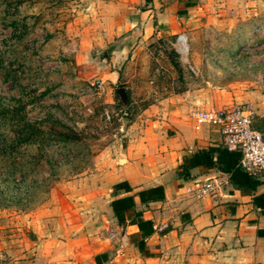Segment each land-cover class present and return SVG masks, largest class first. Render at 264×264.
Wrapping results in <instances>:
<instances>
[{
    "label": "rangeland",
    "instance_id": "374dc122",
    "mask_svg": "<svg viewBox=\"0 0 264 264\" xmlns=\"http://www.w3.org/2000/svg\"><path fill=\"white\" fill-rule=\"evenodd\" d=\"M82 10L81 0H0V264H92L98 253L107 254L105 264H231L174 247L141 254L109 214L107 175L127 148L124 121L135 123L170 93L203 100L192 114L256 109L247 97L264 93V27L200 31L194 49L186 37V53L178 36H167L116 68V79L85 78L74 58L82 42L74 28L89 24ZM103 51L110 55V46L88 52L98 69L108 60ZM96 81L104 94L89 91ZM36 123L38 134L21 130Z\"/></svg>",
    "mask_w": 264,
    "mask_h": 264
},
{
    "label": "crops",
    "instance_id": "0c3cea01",
    "mask_svg": "<svg viewBox=\"0 0 264 264\" xmlns=\"http://www.w3.org/2000/svg\"><path fill=\"white\" fill-rule=\"evenodd\" d=\"M81 1L83 18L79 19L89 24L74 28L82 39L74 58L79 66L78 74L83 70L85 73L81 76L85 78L99 74L116 79V68L125 67L137 54L167 36L190 37L194 49V40L198 38L194 35L200 31L209 29L221 33L228 28L237 29L244 22L264 27V0ZM107 45L110 55L103 51L108 60L98 69L93 64V52L91 56L88 52ZM84 56L85 67L81 62ZM247 100L256 107V124L264 132V93L256 91ZM204 104L203 100L189 94L170 93L157 99L155 104H148L135 123L127 122L125 129L123 127L127 148L107 175L112 193L109 214L114 217L111 201L133 197L134 211L141 213L143 221L152 223V233L145 237L136 224L122 228L115 219L116 224L127 230V238L132 239L137 249L138 243L143 241V252L150 258L174 247L183 252H204L205 259L218 257L231 264H264V216L254 206L252 196L234 189L229 175L216 169L199 166L189 170L185 177L180 173L184 157L222 146L221 136L215 129H194L192 110ZM257 179L261 184L255 195H260L264 193V172ZM122 182L129 186L130 192L113 191V186ZM206 182L220 183L213 196L197 199L185 193L186 189ZM157 186L163 188L164 200L142 204L137 193ZM21 246H16V252L24 251ZM100 254L106 253L96 255ZM94 257L92 264H96ZM107 261L108 257L102 264ZM9 264L42 262L21 259Z\"/></svg>",
    "mask_w": 264,
    "mask_h": 264
},
{
    "label": "trees",
    "instance_id": "16d2710c",
    "mask_svg": "<svg viewBox=\"0 0 264 264\" xmlns=\"http://www.w3.org/2000/svg\"><path fill=\"white\" fill-rule=\"evenodd\" d=\"M145 1L148 2L150 0ZM20 127L21 130H28L31 132L29 135L38 134L40 132V124L38 123L33 125L23 124L20 125ZM255 128L261 131L257 124L255 125ZM59 133L63 135V140L69 141L77 139L74 133ZM28 141L29 139L20 140L21 143H26ZM240 159L241 155L238 152L229 151L222 146L210 147L206 150L198 151L190 157H184L179 169L180 173L184 177L187 176L189 170L199 166L206 169H216L221 173L228 174L229 182L232 187L239 190L244 195L252 196L254 206L260 210L264 216V193L255 195L256 188L261 184V182L257 178L251 177L247 174V172L239 165ZM120 190H124L126 193L131 191L125 182L118 183L113 186L114 192H118ZM137 197L142 204L163 201V188L161 186H157L140 191L137 193ZM134 206L135 203L132 196L115 199L110 203V208L119 226L124 228L127 224H136L141 234L147 237L152 233V223L150 221H143L140 218L141 213L134 211ZM130 216H132V219H128ZM137 247L142 254L145 247L144 242L140 241ZM146 256L148 257L147 254ZM94 260L96 264H102V262L107 260V254L96 255Z\"/></svg>",
    "mask_w": 264,
    "mask_h": 264
},
{
    "label": "built area",
    "instance_id": "2783aa9c",
    "mask_svg": "<svg viewBox=\"0 0 264 264\" xmlns=\"http://www.w3.org/2000/svg\"><path fill=\"white\" fill-rule=\"evenodd\" d=\"M182 36L184 35L178 36V41ZM89 91L104 94V83H92ZM257 118V110L248 104L233 105L224 109H198L192 114L194 129H215L221 136L222 147L240 153L239 165L254 178L260 177L264 172V132L255 128ZM219 186L220 183L213 182L196 184L186 189L185 193L194 195L197 199L211 197Z\"/></svg>",
    "mask_w": 264,
    "mask_h": 264
},
{
    "label": "water",
    "instance_id": "95a60500",
    "mask_svg": "<svg viewBox=\"0 0 264 264\" xmlns=\"http://www.w3.org/2000/svg\"><path fill=\"white\" fill-rule=\"evenodd\" d=\"M117 94L120 96V98L123 100V101H126V92H125V89H117ZM127 126V121H124V129L125 127Z\"/></svg>",
    "mask_w": 264,
    "mask_h": 264
},
{
    "label": "bare ground",
    "instance_id": "6f19581e",
    "mask_svg": "<svg viewBox=\"0 0 264 264\" xmlns=\"http://www.w3.org/2000/svg\"><path fill=\"white\" fill-rule=\"evenodd\" d=\"M179 43H180V51L182 52V53H186V37L185 36H182L180 39H179Z\"/></svg>",
    "mask_w": 264,
    "mask_h": 264
}]
</instances>
